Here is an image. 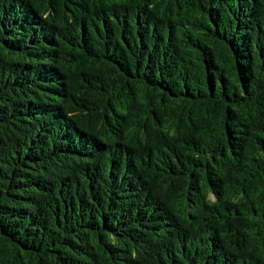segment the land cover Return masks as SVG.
Instances as JSON below:
<instances>
[{
    "label": "trees",
    "instance_id": "obj_1",
    "mask_svg": "<svg viewBox=\"0 0 264 264\" xmlns=\"http://www.w3.org/2000/svg\"><path fill=\"white\" fill-rule=\"evenodd\" d=\"M0 264H264V0H0Z\"/></svg>",
    "mask_w": 264,
    "mask_h": 264
}]
</instances>
